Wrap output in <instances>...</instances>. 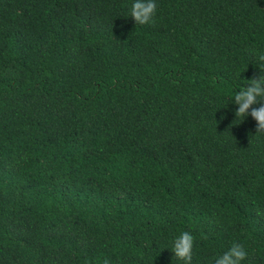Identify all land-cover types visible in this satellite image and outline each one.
<instances>
[{
  "label": "trees",
  "instance_id": "1",
  "mask_svg": "<svg viewBox=\"0 0 264 264\" xmlns=\"http://www.w3.org/2000/svg\"><path fill=\"white\" fill-rule=\"evenodd\" d=\"M134 3L0 0V264H264V0Z\"/></svg>",
  "mask_w": 264,
  "mask_h": 264
},
{
  "label": "clouds",
  "instance_id": "2",
  "mask_svg": "<svg viewBox=\"0 0 264 264\" xmlns=\"http://www.w3.org/2000/svg\"><path fill=\"white\" fill-rule=\"evenodd\" d=\"M156 11L157 4L155 0H135L130 16L135 20L136 24L143 25L153 21ZM259 59L264 61V55H261ZM249 85L235 94L234 101L239 104V108L235 112L236 117L248 115L250 106L258 102V97L264 98V87H261V85H264V76L253 77L250 79ZM251 115L257 121L256 132H264V106L258 109L253 108ZM193 240L194 238L189 232L185 231L181 233L173 244L172 251L175 257L184 260L187 264H191ZM246 256L247 252L243 246L234 243L228 251L216 259V264H241V261ZM104 264H108V261L105 260Z\"/></svg>",
  "mask_w": 264,
  "mask_h": 264
}]
</instances>
